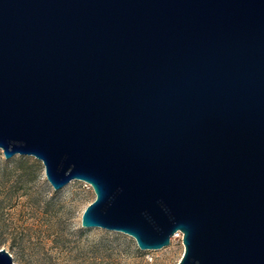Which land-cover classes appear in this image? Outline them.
<instances>
[{
    "label": "water",
    "instance_id": "water-1",
    "mask_svg": "<svg viewBox=\"0 0 264 264\" xmlns=\"http://www.w3.org/2000/svg\"><path fill=\"white\" fill-rule=\"evenodd\" d=\"M0 149L88 183L83 228L264 264V0H0Z\"/></svg>",
    "mask_w": 264,
    "mask_h": 264
},
{
    "label": "rangeland",
    "instance_id": "rangeland-1",
    "mask_svg": "<svg viewBox=\"0 0 264 264\" xmlns=\"http://www.w3.org/2000/svg\"><path fill=\"white\" fill-rule=\"evenodd\" d=\"M95 198L90 185L71 180L54 190L42 163L29 155L3 156L0 149V249L14 264H177L181 240L140 250L118 231L80 225Z\"/></svg>",
    "mask_w": 264,
    "mask_h": 264
},
{
    "label": "built area",
    "instance_id": "built-area-1",
    "mask_svg": "<svg viewBox=\"0 0 264 264\" xmlns=\"http://www.w3.org/2000/svg\"><path fill=\"white\" fill-rule=\"evenodd\" d=\"M173 239H179L181 240L182 239V233L180 231H176L173 236L171 237V240Z\"/></svg>",
    "mask_w": 264,
    "mask_h": 264
}]
</instances>
